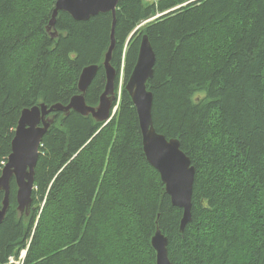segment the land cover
I'll return each instance as SVG.
<instances>
[{
  "label": "trees",
  "instance_id": "obj_1",
  "mask_svg": "<svg viewBox=\"0 0 264 264\" xmlns=\"http://www.w3.org/2000/svg\"><path fill=\"white\" fill-rule=\"evenodd\" d=\"M54 5L0 0V174L23 108L67 104L87 65L98 68L86 104L97 105L106 82L111 13L59 11L48 31ZM115 19L117 107L105 124L73 110L48 115L29 214L9 182L0 264L26 247L22 264H156V229L170 264H264V0H118ZM143 35L155 53L153 126L195 168L181 233L182 209L145 158L124 88Z\"/></svg>",
  "mask_w": 264,
  "mask_h": 264
},
{
  "label": "water",
  "instance_id": "obj_2",
  "mask_svg": "<svg viewBox=\"0 0 264 264\" xmlns=\"http://www.w3.org/2000/svg\"><path fill=\"white\" fill-rule=\"evenodd\" d=\"M118 0H55V7L46 29L54 27L59 11L67 12L75 20H87L99 13H111L110 43L104 55L106 82L99 96L97 105L86 104L84 94L96 75L97 66L94 64L82 68L78 79L77 95L72 96L65 105L39 103L21 110L11 141V151L3 164L0 174V191L3 197L0 205V224L9 206V182L12 177L17 185L16 203L20 213L27 214L31 204L34 186V168L39 156V146L52 119V112L68 114L73 110L81 115H91L95 120L104 124L110 119L116 106L114 94L115 69L110 65L112 49L115 45L114 27L115 10ZM51 36L56 32L51 31ZM136 62L125 83V90L135 106L141 131L142 149L148 163L157 170L164 184L166 193L173 206L182 209L179 231L182 232L186 223L191 220V198L195 168L189 157L180 149L176 138L167 139L158 133L153 126L152 103L153 95L147 89V81L153 77L155 55L146 35H143ZM155 250L156 264H170L167 253V237L159 229L151 237Z\"/></svg>",
  "mask_w": 264,
  "mask_h": 264
},
{
  "label": "bare ground",
  "instance_id": "obj_3",
  "mask_svg": "<svg viewBox=\"0 0 264 264\" xmlns=\"http://www.w3.org/2000/svg\"><path fill=\"white\" fill-rule=\"evenodd\" d=\"M151 5H152V4H151ZM54 7H55V5H54ZM115 11H116V10H115ZM52 12H53V11H52ZM91 17H92V16H91ZM153 17H154V16H153ZM152 19H153V18H152ZM149 21H150V20H149ZM151 21H152V20H151ZM151 21H150V22H151ZM147 22H148V20H147ZM144 23H145V22H144ZM140 25H141V24H140ZM140 25H138L139 28H140ZM142 25H143V24H142ZM142 25H141V26H142ZM144 26H145V25H144ZM137 29H138V28H137ZM52 30H53V29H52ZM133 32H134V31H133ZM140 34H141V33H140ZM147 36H148V35H146V37H147ZM53 37H54V36H53ZM143 37H144V36L141 37V41H140V44H139V45H141ZM128 38H129V37H128ZM129 40H130V39H129ZM127 41H128V40H127ZM127 43H128V42H127ZM126 45H127V44H126ZM139 47H140V46H139ZM138 50H139V49H138ZM138 52H139V51H138ZM137 54H138V53H137ZM154 55H155V53H154ZM122 56H123V55H122ZM124 57H125V56H124ZM123 62H124V60H123ZM94 65H96V64H94ZM96 66H97V68H98V65H96ZM121 73H122V71H121ZM153 73H154V72H153ZM77 88H78V83H77ZM76 95H77V94H76ZM115 109H116V108H115ZM108 121H109V120H108ZM108 121H107V122H108ZM107 122H106V123H107ZM141 145H142V144H141ZM156 171H157V170H156ZM33 200H34V199H33ZM32 202H33V201H32ZM35 207H36V206H35ZM7 213H8V212H7ZM29 213H30V212H29ZM29 213H28V214H29ZM161 233H162V232H161ZM180 233H181V232H180ZM27 245H28V244H27ZM26 248H27V247H26ZM26 248H25V249H26ZM25 249H22L21 251H25ZM21 251H20V252H21ZM24 255H25V254H24ZM16 256H17V255H16ZM20 257H21V256H20ZM17 259H18V258H14V257L11 256V257L9 258L7 264H21V263H17ZM23 260H24V259H23Z\"/></svg>",
  "mask_w": 264,
  "mask_h": 264
},
{
  "label": "rangeland",
  "instance_id": "obj_4",
  "mask_svg": "<svg viewBox=\"0 0 264 264\" xmlns=\"http://www.w3.org/2000/svg\"><path fill=\"white\" fill-rule=\"evenodd\" d=\"M146 1H148V2H152V1H156V0H146ZM121 84V80H120V82H119V85ZM122 85V84H121ZM119 100H117V102H118ZM115 106H117V103H116V105ZM26 253V252H25ZM20 255V254H19ZM18 259H20L21 261H20V263L22 264V262H23V260H22V256L20 257H18Z\"/></svg>",
  "mask_w": 264,
  "mask_h": 264
},
{
  "label": "built area",
  "instance_id": "obj_5",
  "mask_svg": "<svg viewBox=\"0 0 264 264\" xmlns=\"http://www.w3.org/2000/svg\"><path fill=\"white\" fill-rule=\"evenodd\" d=\"M24 254H25V251H21V252H20V255H19V256H22V260H23V258H24ZM19 256H18V257H19ZM20 261H21L20 259H17V263H20Z\"/></svg>",
  "mask_w": 264,
  "mask_h": 264
}]
</instances>
